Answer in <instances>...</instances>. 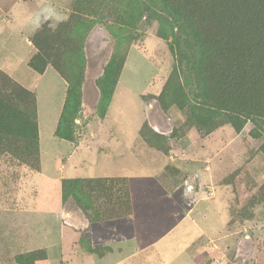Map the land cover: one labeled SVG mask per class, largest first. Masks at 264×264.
I'll return each instance as SVG.
<instances>
[{"label": "rangeland", "instance_id": "rangeland-1", "mask_svg": "<svg viewBox=\"0 0 264 264\" xmlns=\"http://www.w3.org/2000/svg\"><path fill=\"white\" fill-rule=\"evenodd\" d=\"M245 3L227 49L205 0H0V264H264Z\"/></svg>", "mask_w": 264, "mask_h": 264}, {"label": "trees", "instance_id": "trees-1", "mask_svg": "<svg viewBox=\"0 0 264 264\" xmlns=\"http://www.w3.org/2000/svg\"><path fill=\"white\" fill-rule=\"evenodd\" d=\"M204 5L210 7L215 13L223 16L227 22V28L224 35V47L229 49L231 47V39L235 35H241L242 30H244L242 26L235 28L237 27V21L245 22L246 19L248 20L249 10L246 9L248 6L245 3V0H205ZM247 36V39L241 43L246 50V55L242 58L241 64L245 69H250L253 63L250 55L258 52L260 45L256 44V42H259L258 38L261 37H254L250 32H247Z\"/></svg>", "mask_w": 264, "mask_h": 264}]
</instances>
